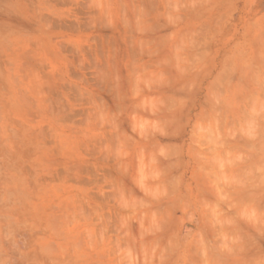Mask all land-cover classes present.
Returning a JSON list of instances; mask_svg holds the SVG:
<instances>
[{"label": "rangeland", "instance_id": "374dc122", "mask_svg": "<svg viewBox=\"0 0 264 264\" xmlns=\"http://www.w3.org/2000/svg\"><path fill=\"white\" fill-rule=\"evenodd\" d=\"M205 6L0 0V264H175L189 85L168 45ZM229 243L225 264H264V225Z\"/></svg>", "mask_w": 264, "mask_h": 264}, {"label": "crops", "instance_id": "0c3cea01", "mask_svg": "<svg viewBox=\"0 0 264 264\" xmlns=\"http://www.w3.org/2000/svg\"><path fill=\"white\" fill-rule=\"evenodd\" d=\"M203 10L175 24L168 45L189 85L175 141L185 165L173 172L175 264H225L229 241L260 238L264 225V0H206ZM153 174L160 188L164 171Z\"/></svg>", "mask_w": 264, "mask_h": 264}]
</instances>
